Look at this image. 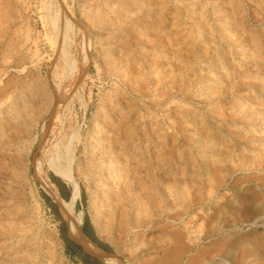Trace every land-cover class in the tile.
<instances>
[{"label":"rangeland","instance_id":"1","mask_svg":"<svg viewBox=\"0 0 264 264\" xmlns=\"http://www.w3.org/2000/svg\"><path fill=\"white\" fill-rule=\"evenodd\" d=\"M54 134L113 261L264 264V0H0V264H80Z\"/></svg>","mask_w":264,"mask_h":264},{"label":"bare ground","instance_id":"2","mask_svg":"<svg viewBox=\"0 0 264 264\" xmlns=\"http://www.w3.org/2000/svg\"><path fill=\"white\" fill-rule=\"evenodd\" d=\"M117 62L113 61L112 66L114 67L113 71L116 73L119 70V67H117ZM117 67V68H116ZM63 144V146H62ZM58 141V139L56 138V135L54 134L53 137L51 139H46L42 142L40 149H39V158L36 161V166L38 169H41L43 162L46 161V159H48V155L50 154V151L53 152V154L55 153L54 156L57 157H62L64 160H66L67 162V166L66 168L63 170L60 169H54L53 172L57 175L60 176V178H64L65 180H67L72 187L71 190V195L69 200H63L61 199V208H62V214L64 215V219H66V221L70 222L69 228H70V236L78 243H80L81 245H83V247H85L87 250H89L90 253H94V254H101V250L95 248L93 245L85 242L84 238L82 237V235L79 233V220L75 215L74 212V203L77 200L78 196H79V190H78V186L75 183L74 177H73V173H72V169H71V160H72V156L75 153V149L76 146H74L70 141L67 143H62ZM63 147V149H62ZM61 159V158H60ZM46 184V182H45ZM105 262L109 263V264H119L115 261H113V258H105L104 259Z\"/></svg>","mask_w":264,"mask_h":264},{"label":"trees","instance_id":"3","mask_svg":"<svg viewBox=\"0 0 264 264\" xmlns=\"http://www.w3.org/2000/svg\"><path fill=\"white\" fill-rule=\"evenodd\" d=\"M48 176L49 179L53 182V184L56 185L60 197L66 201L69 200L71 194V188L67 186L65 181L50 173L48 174ZM81 197L82 199H84L85 197L84 191H81ZM49 205L56 214L57 218L61 221L60 229L67 255L70 256L72 259H76L77 262L80 264H107L104 261L99 260L96 256L89 254L90 252L86 251L83 247H81L79 244H77L75 241H73L71 238H69L66 235L65 225H64L65 223L56 210V204L50 203ZM81 231L89 239L91 243L95 244L100 249L106 252L111 251L110 247L107 244L102 243L95 237L93 233V228L86 214L83 217V224L81 226Z\"/></svg>","mask_w":264,"mask_h":264},{"label":"water","instance_id":"4","mask_svg":"<svg viewBox=\"0 0 264 264\" xmlns=\"http://www.w3.org/2000/svg\"><path fill=\"white\" fill-rule=\"evenodd\" d=\"M57 192H58V190H57ZM91 244H92L95 248L101 250V252H102L101 254L89 253V254H92V255L96 256L99 260L105 262L104 259L107 258V257H109V258H115V257L113 256V254H111V253H106V252H104L102 249H100L98 246H96L95 244H93V243H91ZM105 263H107V262H105Z\"/></svg>","mask_w":264,"mask_h":264},{"label":"crops","instance_id":"5","mask_svg":"<svg viewBox=\"0 0 264 264\" xmlns=\"http://www.w3.org/2000/svg\"><path fill=\"white\" fill-rule=\"evenodd\" d=\"M61 200V198H59ZM86 238V237H85ZM77 243V242H76ZM78 244V243H77ZM80 245V244H79ZM81 247H83L82 245H80ZM84 248V247H83ZM85 249V248H84ZM86 251L89 252V250L85 249Z\"/></svg>","mask_w":264,"mask_h":264}]
</instances>
